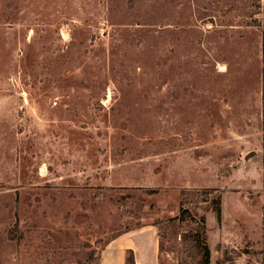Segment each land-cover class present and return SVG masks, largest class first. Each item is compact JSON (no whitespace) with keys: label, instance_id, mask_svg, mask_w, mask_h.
<instances>
[{"label":"rangeland","instance_id":"obj_1","mask_svg":"<svg viewBox=\"0 0 264 264\" xmlns=\"http://www.w3.org/2000/svg\"><path fill=\"white\" fill-rule=\"evenodd\" d=\"M263 37L264 0H0V264H264Z\"/></svg>","mask_w":264,"mask_h":264},{"label":"trees","instance_id":"obj_2","mask_svg":"<svg viewBox=\"0 0 264 264\" xmlns=\"http://www.w3.org/2000/svg\"><path fill=\"white\" fill-rule=\"evenodd\" d=\"M262 48H263V55H264V37H263V44H262ZM262 76H263V120H264V67L262 69ZM199 240V241H198ZM197 245L202 248V255H203V262L205 264H207L209 262V258H210V249L207 245H202L201 242H200V239L197 238ZM93 254V252H92ZM94 256V255H93ZM89 257L90 256H87L85 258V260L83 261H79L77 260V264H88V261H89ZM100 258V257H99ZM91 261V259H90ZM223 262H225V259H222ZM218 264H222L221 262H218Z\"/></svg>","mask_w":264,"mask_h":264},{"label":"water","instance_id":"obj_3","mask_svg":"<svg viewBox=\"0 0 264 264\" xmlns=\"http://www.w3.org/2000/svg\"><path fill=\"white\" fill-rule=\"evenodd\" d=\"M251 154H249L248 156H250Z\"/></svg>","mask_w":264,"mask_h":264}]
</instances>
